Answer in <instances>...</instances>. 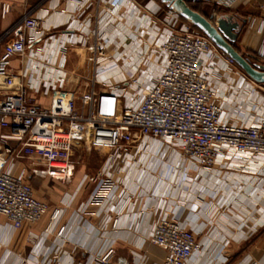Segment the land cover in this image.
I'll list each match as a JSON object with an SVG mask.
<instances>
[{
	"label": "built area",
	"instance_id": "obj_1",
	"mask_svg": "<svg viewBox=\"0 0 264 264\" xmlns=\"http://www.w3.org/2000/svg\"><path fill=\"white\" fill-rule=\"evenodd\" d=\"M220 1L230 7L237 0ZM98 4L102 7L93 17L81 20L79 14L58 32L41 28L43 16L26 14L3 43L0 215L13 229L38 222L50 209L36 197L29 179L71 182L76 150L108 155L104 169L88 178L97 184L93 203L117 191L124 196L122 182L138 170L143 177L151 174L145 167L149 160L167 154L186 165L184 181L192 182L186 177L191 170L208 182L220 179V184L235 185L243 177L244 184H264V106L253 105L247 117L245 111L242 116L231 113L225 107L224 85L217 81L237 67L233 60L206 36L190 31L191 24L178 26V15L168 8L159 16L155 0ZM91 5V0H77V11L82 8L84 13ZM261 8L264 12V0ZM8 10L4 4L2 14ZM263 26L264 13L259 30ZM11 58L21 62L18 73L9 72ZM86 70L91 73L88 79L80 76ZM67 81L91 82L78 93L67 88ZM104 82L106 88H96ZM242 83L252 91L249 83ZM38 96L48 104L37 103ZM21 159L27 167L14 175L11 168ZM60 213L57 207L50 211L46 232ZM63 230L60 226L56 234L61 236ZM199 232L162 218L149 241L164 251L162 264H188L201 250ZM113 253L107 247L95 259L115 264ZM19 264L33 263L22 259Z\"/></svg>",
	"mask_w": 264,
	"mask_h": 264
},
{
	"label": "crops",
	"instance_id": "obj_2",
	"mask_svg": "<svg viewBox=\"0 0 264 264\" xmlns=\"http://www.w3.org/2000/svg\"><path fill=\"white\" fill-rule=\"evenodd\" d=\"M91 2V7L80 13L77 0H0V56L3 43L24 15L43 16L41 28L58 32L79 14L81 20L93 17L102 5L99 0ZM211 2L216 6L215 17L233 15L240 23L244 21L235 42L237 48L264 59V26L262 30L258 27L264 13L263 0H237L230 7L220 0ZM4 4L9 10L2 14ZM252 20L256 23L251 24ZM8 67L9 72L18 73L21 62L11 58ZM80 76L88 79L90 70ZM36 102L47 105L48 99L38 96ZM87 155L89 159H85ZM167 156L169 169L162 159L149 160L152 163L145 167L151 174L143 177L140 170L136 171L130 181L121 183L124 196L117 191L99 203L91 201L97 184L88 178L104 169L106 157L92 159L87 153L78 161L77 173L69 183L31 177L36 197L45 200L50 211L57 207L61 213L48 232L45 228L50 211L38 222L23 223L19 229H13L0 215V264H19L22 259L33 264H100L95 256L107 247L113 248L115 264H162L164 251L149 241L155 223L162 218L200 231L197 239L201 250L188 264H264V184H258V180L246 186L230 182L224 188L220 179L199 180L191 170L186 171V177L192 182L184 181L186 165L179 164L176 155ZM27 164L24 159L15 161L12 173L19 175ZM240 185L245 190L238 193ZM60 226L64 230L58 236Z\"/></svg>",
	"mask_w": 264,
	"mask_h": 264
},
{
	"label": "rangeland",
	"instance_id": "obj_3",
	"mask_svg": "<svg viewBox=\"0 0 264 264\" xmlns=\"http://www.w3.org/2000/svg\"><path fill=\"white\" fill-rule=\"evenodd\" d=\"M143 1L146 2L147 0H139V2H143ZM155 1L157 3H159V5H160V10L158 12V15L162 17L166 12V7L162 3H160L159 0H155ZM193 6H195V8H197L198 10L203 12L207 17H210L213 21L216 20V17L213 14V11H215L216 6L212 2L211 3L200 2L198 4H193ZM250 23H252V21ZM255 23H256V21H255ZM255 23H253V24H255ZM182 24L190 25L188 22H186L185 20H183L181 17L178 16V26H180ZM190 26H191L190 31H193L194 33H198L200 35H203L195 27H193L192 25H190ZM236 68H233L231 72L229 71L230 73L226 72L225 75L221 74L222 76L218 77L217 81H221L220 82L221 85H224L225 107H227V109H230L231 113L232 112L239 113L240 116H242L241 114H243L245 111L246 113L244 114V117H247V113L252 110L253 105L255 106L254 107L255 109H257V107H259L260 105L264 106V87L260 84L250 82L251 80H249L247 78V76H245V74L238 67H236ZM86 71H88V70H86ZM224 81H227V84ZM242 81L249 83L251 85V87L253 88L252 91H249V89H245L243 87ZM90 82L91 81H67L66 86L68 89L77 88L78 93H81V92L89 89ZM106 85H107V83L104 82L102 84L96 85V88L97 89H103V88H106ZM229 100H231V101H229ZM103 152L104 151H102V153ZM87 153H90L92 159H94V158L95 159H97V158L98 159L99 158L105 159V157L108 156V155H106V156L101 155L100 156L99 154H97V152L95 150H91V151H84V150L83 151L82 150L77 151L76 150V151H74L73 159H72L73 160V164H72L73 174L77 173L78 161L80 163V160L84 159V156ZM88 156L89 155H87V157L85 159H89ZM158 157L161 158L162 155H157V158ZM162 160H163V163H165L166 169H169L170 168L169 166L171 164L169 162V159H167L166 157H163ZM247 179L249 180V178H246V180ZM242 180H243V177H241L240 180H237L236 184L242 185L244 183ZM221 185H225V184L223 183ZM241 185H240V187H238V190H237L238 193L241 190H245L243 187H241ZM226 186L227 185H225L224 188H226ZM39 199H41V198H39Z\"/></svg>",
	"mask_w": 264,
	"mask_h": 264
},
{
	"label": "water",
	"instance_id": "obj_4",
	"mask_svg": "<svg viewBox=\"0 0 264 264\" xmlns=\"http://www.w3.org/2000/svg\"><path fill=\"white\" fill-rule=\"evenodd\" d=\"M159 2L197 28L223 54L232 59L249 80L264 87V64L251 61L234 46L244 21L240 23L233 15H219L213 21L192 8L186 0H159Z\"/></svg>",
	"mask_w": 264,
	"mask_h": 264
},
{
	"label": "trees",
	"instance_id": "obj_5",
	"mask_svg": "<svg viewBox=\"0 0 264 264\" xmlns=\"http://www.w3.org/2000/svg\"><path fill=\"white\" fill-rule=\"evenodd\" d=\"M192 8H194L195 10L199 11L201 14H203L204 16H206L203 12H201L200 10H198L197 8H195V6H193V4L188 3ZM220 12V11H219ZM207 17V16H206ZM184 20V19H183ZM197 29V28H196ZM198 30V29H197ZM199 31V30H198ZM200 32V31H199ZM235 48H237V46L234 44ZM239 50V49H238ZM240 51V50H239ZM246 56H248L250 58L251 61L253 62H259V63H263L264 64V59H262L261 57H259L256 54H245Z\"/></svg>",
	"mask_w": 264,
	"mask_h": 264
}]
</instances>
